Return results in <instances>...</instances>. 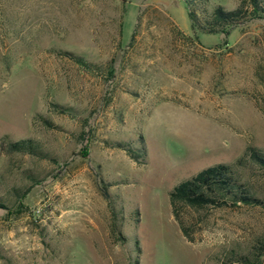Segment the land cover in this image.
Returning <instances> with one entry per match:
<instances>
[{
	"label": "rangeland",
	"instance_id": "rangeland-1",
	"mask_svg": "<svg viewBox=\"0 0 264 264\" xmlns=\"http://www.w3.org/2000/svg\"><path fill=\"white\" fill-rule=\"evenodd\" d=\"M5 134L47 157L0 151V264H264V171L245 154L264 153V19L226 36L193 29L185 0H0ZM139 135L143 164L113 146ZM217 163L261 203L182 207L190 242L169 192Z\"/></svg>",
	"mask_w": 264,
	"mask_h": 264
},
{
	"label": "trees",
	"instance_id": "trees-1",
	"mask_svg": "<svg viewBox=\"0 0 264 264\" xmlns=\"http://www.w3.org/2000/svg\"><path fill=\"white\" fill-rule=\"evenodd\" d=\"M207 1L185 0L193 29L208 33L222 32L227 36L238 23L248 19H264V0H240L239 5L231 10H227L221 5H216L209 10ZM133 36L134 32L131 40ZM75 59L78 63H83L81 58L76 57ZM55 105L60 107L57 104ZM60 109L65 110V108ZM42 119L45 124L50 125L48 120ZM113 146L122 149L137 164L145 162V146L142 135H139V147H134L130 141L124 140L114 141ZM0 151L27 153L41 158L47 157V154L35 139L10 140L7 134L0 138ZM245 154L264 171V153L262 151L254 146H247ZM96 183L102 197L108 203L114 220L112 232L116 233L118 239H122L120 225L115 222L117 210L112 206L109 184L99 174L96 176ZM169 202L174 219L177 221L184 237L190 242L193 241V238L180 216L182 207L199 210L208 207H237L239 204L253 205L261 203L249 191L246 184L240 180L233 166L229 163H217L208 166L192 177L179 182L169 192ZM6 208L4 200L0 197V209ZM135 244L139 251L138 242L135 241ZM135 264H138V260H135Z\"/></svg>",
	"mask_w": 264,
	"mask_h": 264
}]
</instances>
